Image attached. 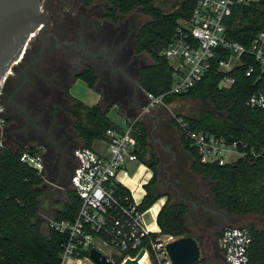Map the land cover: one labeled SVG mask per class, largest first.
Wrapping results in <instances>:
<instances>
[{"label":"trees","instance_id":"16d2710c","mask_svg":"<svg viewBox=\"0 0 264 264\" xmlns=\"http://www.w3.org/2000/svg\"><path fill=\"white\" fill-rule=\"evenodd\" d=\"M106 4V11L113 21L119 15L126 16L140 12L149 18L142 26L137 37V50L145 52L152 64L144 68L140 76L141 88L161 95L171 89V71L168 63L160 56L162 50L171 42L176 28L183 21H189L197 0H101ZM264 18V0L251 5H238L227 20V36L242 44L249 45L261 30ZM232 75L236 78L230 90H220V76L212 71L189 92L181 95H169L170 101L194 97L204 104L198 116H183L198 129L216 136L232 135L256 149L264 147V110H253L246 105L248 97L260 85H254L252 78L239 68ZM78 79L98 93V77L92 69L85 70ZM114 104L100 99L99 103L89 106L74 99V106L69 112L74 118L75 139L79 148H91L93 142L104 140L110 130L120 131L109 120L108 113ZM139 160L151 170H156L155 154L149 150L144 125L138 124ZM184 150L192 158L191 172L199 177L208 191L212 206L242 221L234 226L250 229L253 242L250 247L249 264H264V162H252L242 159L233 165L202 164L197 151L181 136ZM35 152L34 147L14 149L0 146V264H60L66 235L50 227L49 221H73L80 210L81 201L69 183L63 187L62 197L52 201L50 212L44 214L43 201L47 194L56 190L47 183L46 171L38 175L28 165L21 162L25 150ZM149 160H146V156ZM52 186V187H51ZM140 210L146 212L165 196L156 174L145 186ZM122 195H129L123 187L118 188ZM189 207L182 202L167 200L157 217L161 235L175 239L194 237L197 234L189 223ZM248 219L253 223L241 224ZM221 234L219 235V237ZM158 236L153 235L156 239ZM146 244V243H145ZM208 250L202 247L203 250ZM213 252V251H212ZM137 251L124 253L122 257L114 256L115 264H122L128 256L134 257ZM88 257L89 252L84 253ZM153 259V258H152ZM226 264L221 259L206 256L196 264ZM217 263V264H218Z\"/></svg>","mask_w":264,"mask_h":264},{"label":"built area","instance_id":"2783aa9c","mask_svg":"<svg viewBox=\"0 0 264 264\" xmlns=\"http://www.w3.org/2000/svg\"><path fill=\"white\" fill-rule=\"evenodd\" d=\"M258 1L197 0L190 20L180 23L173 39L160 53L171 71V89L158 96L142 90L145 103L140 104L135 117L126 121L124 131L106 133V154L90 148L75 150L76 165L70 184L81 201L79 213L73 221H49L52 229L66 235L60 264L86 257L84 253L95 247L96 241L109 245L118 257L137 251L134 257H127L135 259L144 250L147 264H173L166 246L176 239L161 235L160 228L156 227L158 214L151 212V208L146 212L140 210L143 200L138 201L132 192L129 195L118 192V188L123 187L120 175L128 177V168L140 162L136 154L138 124L154 109L165 106L167 96L189 92L214 70L220 76L218 88L230 90L236 83L232 73L239 68L245 69L254 85H260L248 97L246 105L253 110H264V18L261 30L247 46L230 39L226 26L236 6ZM4 82L0 84V95ZM174 120L181 135L197 151L202 164L226 166L242 159L264 162V147L256 149L232 135L216 136L198 129L183 117H174ZM2 123L0 120V129ZM0 146L3 147L2 143ZM20 160L38 175L43 176L46 171L44 154L39 148H35L34 153L25 150ZM148 215L153 225L146 223ZM153 235L158 237L153 239ZM252 242L249 228L225 227L219 237L225 263L249 264Z\"/></svg>","mask_w":264,"mask_h":264},{"label":"flooded vegetation","instance_id":"af4514ba","mask_svg":"<svg viewBox=\"0 0 264 264\" xmlns=\"http://www.w3.org/2000/svg\"><path fill=\"white\" fill-rule=\"evenodd\" d=\"M48 1L42 3L45 13ZM64 2L58 14L46 13L48 28L42 37L36 36L35 45L28 46L20 62L8 74L0 95V118L4 119L2 131L11 146L39 148L45 164L65 160L66 168L72 170L76 161L72 165L70 158L75 160L78 144L74 134L75 120L69 112L75 99L70 93L72 85L90 68L102 89L100 99L106 101L116 96L127 105L134 98L144 104V94L135 80L144 62L136 54L137 37L142 28L135 15L138 12L119 15L113 21L101 0ZM95 2L99 5L97 8ZM75 5L79 10H74ZM155 119L157 121L156 116ZM156 129L154 124L153 131ZM155 141L162 145L161 139ZM173 163L171 160L163 168L166 170ZM171 176V171L166 170L165 187L175 191L180 202L191 206L188 214L199 232L198 240L202 241V247L213 251L217 233L229 224L212 212L209 200L201 201L199 193L194 200L191 199L192 191L187 198L181 197L183 193L175 186L179 181L169 182Z\"/></svg>","mask_w":264,"mask_h":264},{"label":"rangeland","instance_id":"374dc122","mask_svg":"<svg viewBox=\"0 0 264 264\" xmlns=\"http://www.w3.org/2000/svg\"><path fill=\"white\" fill-rule=\"evenodd\" d=\"M160 1H164V0H160ZM168 1L173 2L174 0H168ZM64 3H65L64 0L60 3H58V0H49L47 2L46 13L49 15L52 14L53 16L58 14L60 7L63 6ZM94 5H95L94 6L95 8L99 6L96 2L94 3ZM75 6H74V10L75 11L79 10L78 8L79 6L78 5H75ZM135 15L138 18L141 26H143L149 20L148 17L141 14L140 12H138ZM35 43H36V36L34 39L30 40L29 46L35 45ZM136 54L140 55L144 62V67L140 75L135 79L140 89H142L141 88L142 86L140 84V76L142 72L144 71V68L147 67L149 64H152V61L150 60L149 56L146 55L145 52L136 50ZM4 84L5 82L3 83V86ZM2 87H1V90H2ZM97 88L100 90V92H102V89L99 84H97ZM70 93L75 99L89 106L97 105L100 101L99 93L89 88L87 84L81 79H77L76 82L72 85L70 89ZM106 102L112 103L115 105L117 104L118 106L117 108L116 107L111 108L110 112L108 113V117L115 124L120 125V126L123 125L122 116L118 112V108L121 113L127 112L128 109L125 108L126 103L121 98H118L116 96L110 97L108 100H106ZM201 109H203V111H206L204 104L194 97L177 99V100L170 101L169 103H166L165 106H161L160 108H157L155 111L152 112L153 116H151L150 118H144L143 121L141 122L147 131L146 140H147V143L149 144V148H150L149 150H151L155 154L156 160H157L156 170L154 171L152 170L153 176L156 174L157 182L162 192L165 194V196L161 199H165L166 202L170 197L174 202H180L178 199V196H176V192L169 189V187H165L164 185V181L166 180V170H168V171H171L172 173V176L168 181L172 183H175L176 180L179 181L178 184L175 183V186L179 189L181 193H183L181 194V197L187 198L188 192L192 191L194 192V194H193V197H191V199L194 200L196 196L195 194L199 193L201 195V201L209 200L211 203V198L209 197L208 191L203 185L201 179L195 176L191 172L192 158L184 150L182 140H181L182 135L174 120V117H183V116L197 117L198 112ZM155 116L157 117V121L155 119ZM68 119L71 123L74 122V120L71 119L69 116H68ZM0 120L3 121L4 123L3 118H0ZM154 124L157 125V129L153 131ZM156 139H161L162 145L156 142L155 141ZM0 143H2L3 146L17 149L16 145L11 146L7 142L6 136L4 135L2 129H0ZM93 144L96 150H98L101 153L105 152L107 146L104 141L97 140L95 141V143L93 142ZM28 147H33V146H28ZM166 148L168 150H165ZM68 157H70L69 154H68ZM145 159L149 160V156L147 155ZM75 160H73L72 157L70 158V161H73L72 165L75 163ZM171 160L174 161L173 165L171 167L167 166V169L165 170L163 166L168 164ZM53 161L54 160H52V162ZM64 161L65 160L62 161L63 162L62 166L65 165ZM139 164H142V163L139 162ZM128 170L130 171V175H132L133 174L132 169L128 168ZM66 174L69 175V169L67 170ZM47 183H49L48 179H47ZM67 185H69V179L68 181L66 179L62 183L60 182V184L55 183L53 185L56 192L54 194L48 193L46 196V199L43 201L44 214H47L48 212H50L52 208V201H58L59 199H61L63 187H66ZM162 202L163 200H160L159 202H157L151 209V212L156 213V211L159 210ZM195 203L197 204V200H195ZM189 209H191L190 205H189ZM195 217L199 218V215H195ZM189 223L191 227H193L194 230L197 229L195 227L193 219L189 218ZM252 223H253V220L248 219L247 221L243 222L241 226L242 225L247 226ZM195 232L197 235H199V232L197 230H195ZM95 245L97 246L96 243ZM206 256L212 257L213 259V252L206 250V249L203 250V252L201 253V258L206 257ZM213 263L217 264L218 262L217 260L214 259Z\"/></svg>","mask_w":264,"mask_h":264},{"label":"water","instance_id":"95a60500","mask_svg":"<svg viewBox=\"0 0 264 264\" xmlns=\"http://www.w3.org/2000/svg\"><path fill=\"white\" fill-rule=\"evenodd\" d=\"M44 0H0V84L7 79L13 67L20 62L29 46L32 35L42 37L48 28L49 19L42 3ZM215 215L221 216L229 225H236L242 218L232 217L219 212L211 206ZM213 242V253L216 259L225 262L220 253L219 234ZM173 264H196L201 259L202 241L194 237H182L166 246ZM145 251L141 250L135 259L127 258L122 264H140ZM89 259L95 264H115L107 255L93 247Z\"/></svg>","mask_w":264,"mask_h":264},{"label":"crops","instance_id":"0c3cea01","mask_svg":"<svg viewBox=\"0 0 264 264\" xmlns=\"http://www.w3.org/2000/svg\"><path fill=\"white\" fill-rule=\"evenodd\" d=\"M139 106H140V103L136 102V99L133 98V99H130L128 101V104L125 107L128 109L127 112L122 111L123 113H121L119 108H118V112L121 114L122 121H123V125H121V126L115 124L108 117L109 120L111 122H113L119 128L120 131H118V132H123L125 127H126V121L137 115V113L139 111ZM114 107L117 108L118 107L117 104L116 105L114 104L113 108ZM157 108H160V107H157ZM156 109H154L153 111H155ZM151 116H153L152 113L150 116H147V117L150 118ZM100 141H104V140H100ZM77 149H79V146H77L75 150H77ZM90 149H93L94 151H96L100 154H106L107 153L106 150L104 153H101L98 150H96L94 148V144L92 145V147ZM142 164H139V162H138V163H136L130 167L133 171L132 175H130V171H129L128 177H125L122 174L120 175V180L123 182V188H125L129 192H132L138 201H142L143 198L145 197V195H146L145 185L149 182V180L153 176L152 170L150 168H148L146 165L144 166V164L143 165ZM45 165H46V175H47V179H48L50 185L53 186L55 183L60 184V182L62 183L66 179H67V181L69 179V183H70L71 174H72V171H73L75 166L72 168V170H69V175H68V174H66L67 170H68L66 168L67 166L66 165L62 166V163H58L56 161H53V162L51 161V162L46 163ZM75 165H76V163H75ZM144 179L146 182H144ZM160 200H163V202L161 203L159 210L156 211L157 214H159L160 210L163 208V205H165V203H166L165 199H160ZM157 202H159V201H157ZM153 206L151 207V209L153 208ZM146 223L148 225L152 224L151 217L149 215L146 216ZM156 227H157V229H159L157 223H156ZM95 243L97 244V246L95 245V248H97L103 254L107 255L109 258H113L114 256H116V251L113 248H111L109 245H106L101 241H96ZM66 264H95V263L92 262L89 259V257H84L82 259L69 260L66 262Z\"/></svg>","mask_w":264,"mask_h":264},{"label":"bare ground","instance_id":"6f19581e","mask_svg":"<svg viewBox=\"0 0 264 264\" xmlns=\"http://www.w3.org/2000/svg\"><path fill=\"white\" fill-rule=\"evenodd\" d=\"M36 35H32L31 40L35 38ZM140 264H147V259L145 256L140 260Z\"/></svg>","mask_w":264,"mask_h":264}]
</instances>
